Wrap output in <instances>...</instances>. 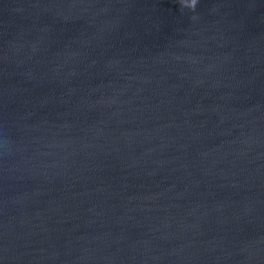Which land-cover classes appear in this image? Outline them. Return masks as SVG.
Returning a JSON list of instances; mask_svg holds the SVG:
<instances>
[{"label":"water","instance_id":"water-1","mask_svg":"<svg viewBox=\"0 0 264 264\" xmlns=\"http://www.w3.org/2000/svg\"><path fill=\"white\" fill-rule=\"evenodd\" d=\"M0 264H264V0H0Z\"/></svg>","mask_w":264,"mask_h":264}]
</instances>
